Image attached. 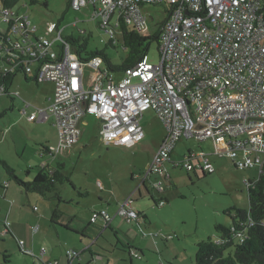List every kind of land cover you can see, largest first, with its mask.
Segmentation results:
<instances>
[{
  "label": "built area",
  "instance_id": "1",
  "mask_svg": "<svg viewBox=\"0 0 264 264\" xmlns=\"http://www.w3.org/2000/svg\"><path fill=\"white\" fill-rule=\"evenodd\" d=\"M148 4L163 5L169 11L159 63H151L146 54L134 67L115 76L101 73V59L96 58L89 64L98 72L87 87L83 64L61 32L55 40L39 34L27 12L0 1V35L9 33L10 40L5 47V40L0 38V77L24 68L26 74L34 73L38 82H53L51 103L38 108L29 119L44 121L53 116L60 143L71 148L79 142L80 126L87 114L101 119V139L136 145L145 138L141 119L146 111L153 110L166 135L146 167L142 185L157 175L153 187L157 191L163 192L166 164L173 162L172 154L182 138L211 141L212 155L229 157L237 168L262 171L264 5L260 0H70L76 10L93 5V18L110 37L121 20L142 34H150L143 12ZM4 24L7 29H3ZM7 92L1 85L0 93ZM212 155L190 150L182 161L174 163L188 171L213 173ZM133 203L128 197L117 211L127 223L140 218ZM164 203L161 200L159 205ZM99 218L109 221L112 216L107 209H100L93 212L91 222ZM5 224L0 233L3 237L10 233V222ZM38 229L37 225L34 232ZM18 243L21 252L40 258L25 247L24 240ZM80 253L67 250L66 264H72Z\"/></svg>",
  "mask_w": 264,
  "mask_h": 264
},
{
  "label": "rangeland",
  "instance_id": "2",
  "mask_svg": "<svg viewBox=\"0 0 264 264\" xmlns=\"http://www.w3.org/2000/svg\"><path fill=\"white\" fill-rule=\"evenodd\" d=\"M14 8L27 12L38 26L39 33L53 40L59 37V32L65 38L72 35L78 38L84 31L82 37L88 38L90 50H104L109 39L98 20L93 18V5L76 10L70 5V0H18ZM166 9L159 4L143 7L150 32H155L158 23L167 18ZM7 26L4 24L3 29ZM106 51L116 59L122 49L109 46ZM147 56L151 63H159L157 43L152 44ZM82 71L88 87L98 69L86 64ZM25 84H28L25 75L20 73L10 89L12 93L19 91L28 101L30 97L24 94L30 96L33 89H23ZM12 98L0 93V113L5 111V115H0V158L6 160L17 177L24 181L33 180L45 162L50 165L63 162L64 173L72 182L58 183L57 190L47 195L27 192L0 164V186L5 183L10 186L8 191L0 188V229L6 219L11 221V228L20 223L17 226L22 235L30 231L33 223L41 227L35 235L38 239L35 251L30 249L40 255L38 260L25 255L19 248L18 240L27 241L28 237L8 234L0 242V264H6L5 253L9 255L7 264H45L49 260L66 264L69 249L82 252L81 259L73 264H195L199 242L217 239L220 235L216 230L217 224H233L228 213L230 208L249 205L246 182L258 178L260 170L256 167L237 168L229 157H215L217 155L211 156L212 160H219L214 162L215 172L207 175L201 170L196 173L195 170L166 164V176L171 178L173 186L164 182V192L155 191L168 199L164 206L158 207L144 189L140 196L137 191L139 186H143L146 167L166 135L164 125L153 110L146 111L141 119L145 138L136 145L128 147L101 139V119L87 114V124L83 126L84 135L79 144L69 151L56 153V157L51 154L42 157L43 147L57 151L60 143L57 132L52 130L47 134V129L38 126V120L29 119L34 108L23 113ZM190 150L213 153L214 146L211 141L182 138L172 154L173 162L182 161L183 155ZM132 175L136 176L134 180ZM157 179L158 176L152 175L146 181L151 190ZM101 196L111 199V204L107 200L100 202ZM130 196L133 206L142 216L127 223L116 213ZM35 207L38 208L36 212L33 210ZM94 207H105L115 216L113 228L90 223ZM64 225L82 229L88 236L83 237ZM85 243L91 246L84 248ZM90 247L95 253L94 259L91 252L86 251ZM43 250L45 253L42 255ZM231 250L228 249L227 253Z\"/></svg>",
  "mask_w": 264,
  "mask_h": 264
},
{
  "label": "trees",
  "instance_id": "3",
  "mask_svg": "<svg viewBox=\"0 0 264 264\" xmlns=\"http://www.w3.org/2000/svg\"><path fill=\"white\" fill-rule=\"evenodd\" d=\"M0 1L4 6L12 8H14V5L18 2V0ZM260 1L262 5H264V0ZM166 12L168 13L169 11L166 9ZM166 20L167 18L158 23L156 31L151 32L148 35L142 34L138 29L127 25L121 20L115 35L110 37L107 34L109 39L104 50H90L88 38L82 37L84 31H81V36L78 38L73 35L66 38L62 37L71 44L72 50L83 65L89 64L92 60L99 58L101 59L99 68L101 73L121 76L126 69L134 67L138 61L149 52L153 43H157L158 49L160 50L161 35ZM58 30L60 31L59 28ZM8 36L9 33L6 32L0 35V38L5 40V47L10 44ZM109 46L122 49L116 59H113L107 53L106 49ZM20 73L27 75L24 68H18L14 72L2 74L0 77V86H5L6 91H8L6 94L10 96L12 95L9 91L10 87L13 85L16 76ZM4 114L5 111L0 113L1 116ZM0 164L27 192L47 195L48 193L57 190L58 183H64L66 181L72 182L70 177L64 173L65 165L63 162H58L56 165L41 166L40 170L31 181H24L18 178L15 170L9 166L6 160L0 158ZM171 164H173L174 167H182L180 165H175L174 162H171ZM202 173L204 175L211 174L204 171H202ZM132 179H135L134 175H132ZM146 180H148V178ZM145 182L143 185L156 205L160 207L159 203L161 200L165 202V205L166 202H168V199H157L155 197V189H148ZM164 182L167 186H173V181L170 177H166ZM246 185L248 188L249 205L245 208L236 206L230 208L228 213L232 217L233 224L231 226L217 224L216 230L220 234L219 237L217 239L208 238L207 240L199 242L195 264H264V168L260 171L258 178L255 180H249L246 182ZM157 192L161 193L160 191ZM56 194L59 200H61L62 198L60 195L58 193ZM101 209L106 208L101 207ZM98 210H100V208L93 210L92 214ZM56 213L57 209L55 210L54 215H56ZM96 222H91L90 218L91 224L96 225ZM64 227L81 234L83 237L88 236L82 229L76 230L69 225H64ZM1 240L2 236L0 234V242ZM228 249L232 250L227 253ZM4 257V261L7 264L9 262V255L5 253Z\"/></svg>",
  "mask_w": 264,
  "mask_h": 264
},
{
  "label": "crops",
  "instance_id": "4",
  "mask_svg": "<svg viewBox=\"0 0 264 264\" xmlns=\"http://www.w3.org/2000/svg\"><path fill=\"white\" fill-rule=\"evenodd\" d=\"M93 9H94V7H93ZM25 75V74H24ZM17 77V76H16ZM25 78H26V81L28 82V84H25V85H23V89H26L27 91H28V89L30 88V89H33V92H31V95L29 96L27 93H25L24 94V96H26V97H30V99L27 101V100H25L24 98L25 97H23L22 96V93H20L19 91V93H18V95H14V94H12V91H11V89L9 90L10 92H11V96L13 97L12 99L15 101V103L16 104H18V106L20 107V109H21V112H23V113H26V112H29V109H33L34 108V110H32V113H34L38 108H40V107H46V106H48L50 103H51V101H52V99H53V96H54V89H55V87H54V83L53 82H51V81H44V82H38L37 80H36V78H35V75H34V73H31V74H27V75H25ZM15 80H16V78H15ZM15 80H14V82H15ZM14 82H13V84H14ZM35 83V85H36V87H35V85L33 84V83ZM91 82V81H90ZM90 82H89V85H90ZM30 84H32V85H30ZM28 85V86H27ZM11 88V87H10ZM15 99H17V100H15ZM19 99V100H18ZM24 104H26V106H25V108H23L22 106H24ZM5 115V114H4ZM94 116H96V117H98L97 115H95V114H93ZM87 116V115H86ZM85 116V117H86ZM85 117L83 118V120H82V123H81V134H80V139H79V142L77 143V144H79L80 142H81V139H82V136L84 135V130H83V126H84V124H87V121L85 120ZM158 117V116H157ZM99 118V117H98ZM100 119V118H99ZM159 119V118H158ZM35 121H37V120H35ZM37 124H38V126L39 127H42L44 130H46V133L48 134V133H50L52 130L54 131H56L57 132V135H58V131H57V128H56V126L54 125V117L53 116H49L48 117V119L47 120H44V121H39L38 120V122H37ZM110 143H114V144H117L116 142H110ZM73 148V147H72ZM71 147H68V146H66V145H64V144H62V143H59V145H58V148H57V151H56V149L55 150H52V149H47V148H44L43 147V154H42V157H45V155L46 154H51L52 156H54V157H56L55 156V154L56 153H62V151L63 150H66V151H69V150H71L72 149ZM53 151V152H52ZM214 153V152H213ZM209 154H211L212 155V153H209ZM215 157H218V158H223V157H219V156H215ZM210 160H211V162L214 164V162H217V161H219V160H212V157H210ZM173 161V160H172ZM45 165H50V163H43L41 166H45ZM197 171L198 170H195V172L197 173ZM140 179V178H139ZM147 181V180H146ZM146 183V182H145ZM5 184H8V186H6L5 187ZM5 184H2V186H0V188L2 189V188H4L6 191H8V188L10 187L9 186V183H5ZM146 186L148 187V185L146 184ZM143 189L146 191V193H148V191H147V189L144 187V185L143 186H141V188H140V192L139 191H137L138 193H139V195L141 196L142 194H143ZM148 189H150L149 187H148ZM155 191H157V190H155ZM154 191V192H155ZM164 192V191H163ZM163 192H161V193H163ZM157 193H159V192H157ZM157 193H155L156 195H155V197L157 198V199H159V198H165V196L164 195H159V194H157ZM6 194L7 193H5L3 196L5 197L6 196ZM133 194H135V193H133ZM148 195H149V193H148ZM159 195V196H158ZM151 196V195H150ZM113 197H115V194H113ZM131 197V196H130ZM108 201L110 204H111V199H105V197H100L99 198V201L100 202H103V201ZM110 204H108V205H110ZM134 204V203H133ZM102 208H104V207H102ZM133 208L135 209V207L133 206ZM95 209H98V207L97 208H93L92 209V211L93 210H95ZM110 209H111V207H110ZM35 212L36 211H38V208H37V210H35V208L33 209ZM136 210V209H135ZM110 214H111V212L109 211V210H107ZM140 213V212H139ZM111 216H112V214H111ZM116 216H118L117 215V213H116ZM142 216V214L140 213V217ZM38 218H36V219H33V222L34 221H36ZM115 219V216L113 217L112 216V218H111V220H109V221H106L104 218H99L98 220H97V222H96V224H99V227H100V224L102 225H104L105 226V228H113V224H114V220ZM6 222H10V233H8V234H18V236H26V237H28V240L27 241H25L24 239H20V240H24L25 241V247L26 248H28V249H33L34 251H35V248H36V242L38 241V239H36L35 237V235L40 231V229H41V227H40V224H36L35 225V223H33V225L31 224V229H30V231L29 230H27L26 231V233H24L25 235H22L23 233L21 232V231H19V227L17 226V225H19L20 223H15L14 224V228H11V225H12V223H11V221L10 220H8V219H6L5 221H3L2 222V224H3V227L0 229V231H2L3 229H4V227H5V223ZM35 225V226H34ZM39 226V229H38V231H36V232H34V228L36 227V226ZM33 227V228H32ZM32 233V234H31ZM7 234V235H8ZM3 237V236H2ZM5 237V236H4ZM18 245H19V243H18ZM87 245V246H86ZM90 244L89 243H85V247L84 248H88V246H89ZM91 246V245H90ZM20 248V247H19ZM87 250H89L90 252H91V255H92V259H94L95 257H94V254L95 253H93L92 252V248L90 247L89 249H86V251ZM23 253V252H22ZM25 255H29V254H25ZM36 255H38V254H36ZM29 256H32V255H29ZM81 256H82V252L80 253V256H78L77 258H75V260H77V259H81ZM32 257H34V256H32ZM35 259H36V256L34 257ZM42 258H43V256H42ZM39 258H37V260H38ZM66 259H67V257H66ZM74 260V261H75ZM55 261V260H54ZM73 261V262H74ZM49 262H53V260H49V261H46V263H49ZM39 263V262H38ZM45 263V264H46ZM66 263H67V261H66ZM35 264H37V263H35ZM58 264H61V262L60 261H58ZM63 264V263H62ZM73 264V263H72Z\"/></svg>",
  "mask_w": 264,
  "mask_h": 264
}]
</instances>
